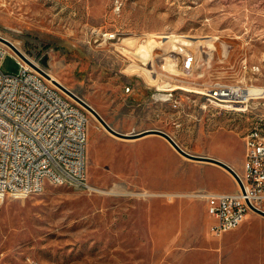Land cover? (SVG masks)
<instances>
[{
    "label": "rangeland",
    "instance_id": "rangeland-1",
    "mask_svg": "<svg viewBox=\"0 0 264 264\" xmlns=\"http://www.w3.org/2000/svg\"><path fill=\"white\" fill-rule=\"evenodd\" d=\"M0 35L118 131L162 129L242 174L244 135L264 114V97L253 95L252 111L240 112L175 85H264V0H0ZM145 40L148 56L131 59ZM2 69L17 73L20 63L8 53ZM74 99L89 115L88 180L108 193L48 182L40 193L8 197L0 264H217L212 217L191 193L228 190L235 177L158 134L119 137ZM207 165L215 169L204 179ZM247 264H264V256Z\"/></svg>",
    "mask_w": 264,
    "mask_h": 264
},
{
    "label": "built area",
    "instance_id": "built-area-1",
    "mask_svg": "<svg viewBox=\"0 0 264 264\" xmlns=\"http://www.w3.org/2000/svg\"><path fill=\"white\" fill-rule=\"evenodd\" d=\"M106 35L115 37L114 33ZM8 53L20 63L19 72L3 71ZM33 64L0 40V204L8 197L40 193L48 182L95 190L86 170L88 110L40 70L45 69ZM246 88H211L199 83L187 91L207 103L247 112L252 111L254 96L247 95ZM173 90L168 100L173 99ZM244 145L243 172H238L240 181L235 178L238 189L200 195L213 217L210 231L214 236L238 228L250 212L258 213L254 208L264 210V114L245 133Z\"/></svg>",
    "mask_w": 264,
    "mask_h": 264
},
{
    "label": "crops",
    "instance_id": "crops-1",
    "mask_svg": "<svg viewBox=\"0 0 264 264\" xmlns=\"http://www.w3.org/2000/svg\"><path fill=\"white\" fill-rule=\"evenodd\" d=\"M147 135L150 136L153 134ZM225 162L231 165L234 169L237 166L231 161L225 160ZM205 169L207 171H205L202 175V178L204 179L212 176L209 173V170L215 168L214 166L207 165L205 166ZM225 177L232 179V176L229 175ZM233 181L235 182V180ZM202 187L211 192H233L238 189L236 182L234 186L224 191L211 190L206 188L204 185H202ZM202 203L206 213L209 214L207 201L204 199ZM252 221L256 222L255 226L252 225ZM257 225L261 226V228H257ZM208 232L211 236L216 237L217 264H247L255 255H259L260 257L264 256V215L260 213L250 212L248 218L238 228L227 231L221 236H214L210 231V225ZM236 234H238V237L235 236ZM257 248H260V250L258 251Z\"/></svg>",
    "mask_w": 264,
    "mask_h": 264
},
{
    "label": "water",
    "instance_id": "water-1",
    "mask_svg": "<svg viewBox=\"0 0 264 264\" xmlns=\"http://www.w3.org/2000/svg\"><path fill=\"white\" fill-rule=\"evenodd\" d=\"M0 40H2L3 42L7 43L18 55H20L26 61H28V62H30V63L33 64V62L26 56V54L22 50H20L12 41H10L9 39L5 38L2 35H0ZM40 70L48 78L50 77L49 74L46 71H44L42 69H40ZM54 83L56 85H58L60 88H62L65 92H68V94H71V96H74L76 99H78L79 101H81L90 111H92L98 117V119L103 123V125L111 133H113V134H115V135H117L119 137H132V138L141 137V136L147 135V134H158V135L164 137L166 140H168L170 142V144H172L183 155H185V156H187L189 158L203 160V161H209V162H213V163H216L218 165H221L222 167H224L225 169H227L228 171H230L233 174V176L240 181L238 172L231 165H229L225 161H223L221 159H218V158H215V157H211V156H207V155L194 154V153H191V152L185 150L184 148H182L180 146V144L174 139V137L172 135H170L168 132H166V131H164L162 129H157V128L145 129V130H143L141 132L133 133L130 136L127 133L118 131L117 129H115L114 127H112L104 119V117L92 105H90L89 103H87L85 100H83L81 97H79L77 94H75L73 91H71L70 89H68L63 84L59 83L57 80H54ZM254 210L257 211L258 213L264 215V210L263 209L254 208Z\"/></svg>",
    "mask_w": 264,
    "mask_h": 264
},
{
    "label": "bare ground",
    "instance_id": "bare-ground-1",
    "mask_svg": "<svg viewBox=\"0 0 264 264\" xmlns=\"http://www.w3.org/2000/svg\"><path fill=\"white\" fill-rule=\"evenodd\" d=\"M5 38H7V39H9V40H11L20 50H22L24 53H25V51L17 44V42L16 41H14V40H12V39H10L9 37H7V36H4ZM184 37L185 36H182L181 38H180V41H187V39H184ZM163 39H164V37H162ZM131 39V38H130ZM129 39H127V41H128ZM130 41V40H129ZM138 47H140V51H141V53L140 54H133L132 52H128L127 54L130 56V58L131 59H133V57L132 56H141V58H143L142 57V55L144 56V54H146L147 52H148V50H149V48H148V45H147V43H146V40L144 41V42H141V43H139V46ZM139 51V52H140ZM147 51V52H146ZM148 53H150V52H148ZM26 54V56L28 57V58H30V60H32L34 63H36L37 65H39L40 66V64L35 60V59H33L32 57H30L27 53H25ZM147 55V54H146ZM145 55V56H146ZM148 56V55H147ZM146 56V57H147ZM145 58V57H144ZM145 59H147V58H145ZM134 60V59H133ZM144 60V59H143ZM147 61V60H146ZM149 61V60H148ZM144 63H146V62H144ZM147 64V63H146ZM47 73L49 74V79L52 81V82H54V80H57L59 83H61V84H63V82H62V80L59 78V77H57L52 71H50V70H47ZM64 85V84H63ZM65 86V85H64ZM202 86H207V87H211V88H240V87H242V86H237V85H231V84H224V83H203L202 84ZM175 87L176 88H178V87H182V88H185V89H187V90H191V88H189V87H185V86H176L175 85ZM174 86H172V88H175ZM160 89L161 90H169V84H161L160 85ZM246 94L247 95H254V96H256V97H259V96H263L264 97V85H261V86H249V87H247L246 88ZM163 96L165 95L164 93L162 94ZM90 111V110H89ZM91 112V114L93 115V116H95L97 119H98V117L92 112V111H90ZM101 124L103 125V123L101 122ZM104 126V125H103ZM127 134H129V136L130 135H132L133 133H127ZM146 136H148V135H143V136H141L140 138H142V137H146ZM122 138H125L126 140L129 138V137H122ZM132 137H130V139H131ZM137 138V137H136ZM172 145V144H171ZM181 146V145H180ZM237 171V170H236ZM230 172V171H229ZM238 172V171H237ZM230 174L231 175H233L231 172H230ZM92 189H96V190H98V191H100V192H107L108 193V191H106V190H103V189H99V188H95L94 186H93V188ZM112 191V190H111ZM114 191V190H113ZM116 192V191H115ZM143 194H147V192H144ZM158 194V193H157ZM164 195H167L168 197H169V199H171V200H173L175 197H177V196H181V197H186V195H188V194H186V193H163ZM202 194V193H201ZM201 194H199V193H191V195L192 196H200ZM151 195V194H150ZM156 195V194H155ZM158 195H162V194H158ZM190 195V194H189Z\"/></svg>",
    "mask_w": 264,
    "mask_h": 264
}]
</instances>
